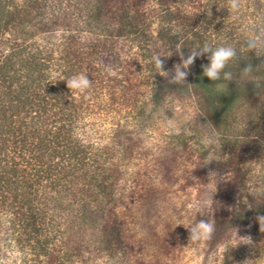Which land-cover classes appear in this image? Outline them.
Instances as JSON below:
<instances>
[{"label":"trees","instance_id":"trees-1","mask_svg":"<svg viewBox=\"0 0 264 264\" xmlns=\"http://www.w3.org/2000/svg\"><path fill=\"white\" fill-rule=\"evenodd\" d=\"M252 16L251 7L230 14L226 0H0V264H130L146 248L155 256V240L136 242L130 229L154 192L140 181L132 191L128 167L141 146L129 121L140 124L166 91L197 94L201 119L224 136L233 162L243 144L237 125L264 112L253 105L264 96V57L242 54L225 69L232 81L213 82L204 55L173 84L153 53L164 48L166 65L168 51L179 64L205 44L239 49ZM248 64L258 69L244 82L237 77ZM82 72L92 87L71 94L65 80ZM139 77L140 88L157 81L149 95ZM237 166L224 191L230 211L212 210L210 252L264 216V169L249 183Z\"/></svg>","mask_w":264,"mask_h":264},{"label":"rangeland","instance_id":"rangeland-1","mask_svg":"<svg viewBox=\"0 0 264 264\" xmlns=\"http://www.w3.org/2000/svg\"><path fill=\"white\" fill-rule=\"evenodd\" d=\"M159 53L164 56V48L160 47ZM166 55L171 61L163 64V70L171 72L178 62L172 52L168 51ZM140 79L144 77L135 80L137 89H143L149 95L150 88L155 87L157 81L154 80L153 85L146 81L140 88ZM253 105L264 111V96L255 100ZM203 116L204 104L197 94L166 91L157 103L149 101L146 118L140 124L129 121L131 131L136 133L137 144L141 146V154L135 156L128 167L132 172L129 176L132 191L140 181L144 186H153L152 199H156V194L158 196L154 201L150 199L147 211L145 208L141 212L136 210L138 218L130 228L136 242L141 237L151 238L152 242L155 240L154 245L158 246L154 249L155 256L150 254L151 248L149 251L146 248L142 257L137 255L130 264H246V261L264 264V231H260L258 221L256 225L249 221L242 230L230 231L225 244H218L215 251L207 249L206 239L189 240L188 227L192 221L196 223L211 218L214 207L222 210L221 214L230 211L227 200L231 199L230 194L224 195V191L229 190L234 181L231 164H238L237 167L246 172L249 183L256 181L255 177L264 169V112L252 119L242 117L241 125H237L241 128L239 135H242L240 141L243 144L236 149L233 162L227 160L224 136L207 120H202ZM175 136L183 139V149L177 146L180 143L174 140ZM154 164L156 169L167 168L166 176L169 177L162 180L158 171L152 170ZM211 197L213 204L205 202ZM197 202H201L205 215L197 213L194 216L192 205ZM246 236L251 238L248 244L240 241ZM158 239H163V247Z\"/></svg>","mask_w":264,"mask_h":264},{"label":"clouds","instance_id":"clouds-1","mask_svg":"<svg viewBox=\"0 0 264 264\" xmlns=\"http://www.w3.org/2000/svg\"><path fill=\"white\" fill-rule=\"evenodd\" d=\"M249 7L253 9V16L250 17L252 23L244 26V38L239 49L227 42L215 47L205 44L202 47L191 50L187 58L181 56V62L174 65L171 72L163 70L164 65L161 57L165 56H161L158 52H154L152 62L158 70V74L165 78L171 77L169 80L170 83L184 84V81L189 74L188 69L194 63L195 59L207 55L209 63L203 66V76L213 82L221 80L227 82L232 81L233 73L231 71H225L230 62L238 60L242 54H245L246 56L248 53L253 52L257 57H264V6L257 5L256 0H226V9L230 14H239L242 10H247ZM257 69L258 68L254 69L251 64H248L239 72L237 78L244 82L248 81L253 78ZM65 81L71 94H84L92 87V81L87 74L83 72L73 75ZM205 202L213 204L212 197L210 198V201ZM192 207L194 210V216L197 213L205 215V212L201 207V202L194 203ZM256 219L260 225V231H264V216H257ZM215 226V221L211 218L200 220L196 223H193L192 221L188 227L189 240L199 241L201 239L210 238L215 232ZM240 241L248 244L251 242V238L247 236L242 237L240 238ZM246 264H251V262L246 261Z\"/></svg>","mask_w":264,"mask_h":264}]
</instances>
